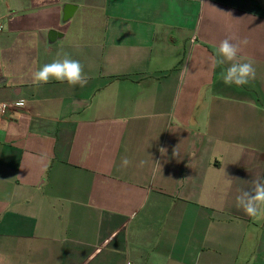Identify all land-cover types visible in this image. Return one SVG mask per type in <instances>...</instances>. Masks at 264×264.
<instances>
[{
	"label": "crops",
	"instance_id": "obj_1",
	"mask_svg": "<svg viewBox=\"0 0 264 264\" xmlns=\"http://www.w3.org/2000/svg\"><path fill=\"white\" fill-rule=\"evenodd\" d=\"M0 21V103L23 104L0 115V264H264L236 205L264 178V0H0ZM226 38L245 86L212 63ZM58 52L85 86L33 85Z\"/></svg>",
	"mask_w": 264,
	"mask_h": 264
},
{
	"label": "clouds",
	"instance_id": "obj_2",
	"mask_svg": "<svg viewBox=\"0 0 264 264\" xmlns=\"http://www.w3.org/2000/svg\"><path fill=\"white\" fill-rule=\"evenodd\" d=\"M249 43L246 38L238 42L226 38L218 45L217 51L212 57V63L215 67L221 69L219 77L226 86L242 87L255 79L256 69L253 62L240 56L242 48ZM182 74H190L187 64L182 66ZM31 79L36 87L46 85L51 81L67 83L70 87H83L87 84L89 77L79 60L72 58L68 53L58 52L56 58L50 63H46L34 71ZM164 151V149H161L162 153ZM130 163L131 161L127 158L122 160V166L124 167H127ZM249 183L251 187L242 190L236 197V205L247 216L264 219V178L257 177Z\"/></svg>",
	"mask_w": 264,
	"mask_h": 264
},
{
	"label": "built area",
	"instance_id": "obj_3",
	"mask_svg": "<svg viewBox=\"0 0 264 264\" xmlns=\"http://www.w3.org/2000/svg\"><path fill=\"white\" fill-rule=\"evenodd\" d=\"M3 24L0 21V34L3 32ZM18 107H23L22 103H0V115L3 116L7 113V111L18 108Z\"/></svg>",
	"mask_w": 264,
	"mask_h": 264
},
{
	"label": "rangeland",
	"instance_id": "obj_4",
	"mask_svg": "<svg viewBox=\"0 0 264 264\" xmlns=\"http://www.w3.org/2000/svg\"><path fill=\"white\" fill-rule=\"evenodd\" d=\"M2 23V22H1ZM4 27V26H3Z\"/></svg>",
	"mask_w": 264,
	"mask_h": 264
}]
</instances>
